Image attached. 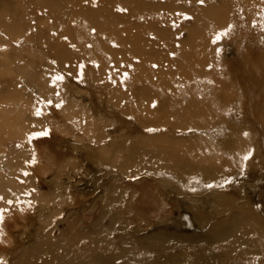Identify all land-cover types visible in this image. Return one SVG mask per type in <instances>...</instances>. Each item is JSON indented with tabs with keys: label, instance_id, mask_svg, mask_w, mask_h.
Instances as JSON below:
<instances>
[{
	"label": "rangeland",
	"instance_id": "obj_1",
	"mask_svg": "<svg viewBox=\"0 0 264 264\" xmlns=\"http://www.w3.org/2000/svg\"><path fill=\"white\" fill-rule=\"evenodd\" d=\"M0 196L4 264H264V0H0Z\"/></svg>",
	"mask_w": 264,
	"mask_h": 264
},
{
	"label": "snow or ice",
	"instance_id": "obj_2",
	"mask_svg": "<svg viewBox=\"0 0 264 264\" xmlns=\"http://www.w3.org/2000/svg\"><path fill=\"white\" fill-rule=\"evenodd\" d=\"M199 2L203 3V0H199ZM226 34H227L226 32L218 33V34L214 37V41H213V42L222 39L223 36L226 35ZM62 79H63V77H62L61 75H56V76L53 78V83H55V82L58 81V80H62ZM45 103H47V104H52V101H51V100H48V101H46ZM62 103H63V102H61L60 104H56L55 107H57V108L62 107ZM154 106H155V105H154ZM35 115H37V116H41V115H43V111H42L40 108H37V109H36V112H35ZM148 131H153V129H149ZM48 135H49V130L45 129V130H43V131H39V132L32 133V134H31V137H45V136H48ZM244 158H245V159H248V156H245ZM212 186H213V185H211V184L206 185V187H209V188L212 187ZM2 199H3V197L0 196V200H2ZM8 203H9V204H12L13 201L9 200ZM2 220H3V216L0 215V221H2ZM0 235H2V232H0ZM0 264H4V262H3L2 260H0Z\"/></svg>",
	"mask_w": 264,
	"mask_h": 264
}]
</instances>
